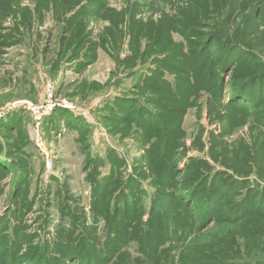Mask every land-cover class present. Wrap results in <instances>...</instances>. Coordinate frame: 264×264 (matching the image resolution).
<instances>
[{"label": "rangeland", "instance_id": "1", "mask_svg": "<svg viewBox=\"0 0 264 264\" xmlns=\"http://www.w3.org/2000/svg\"><path fill=\"white\" fill-rule=\"evenodd\" d=\"M0 264H264V0H0Z\"/></svg>", "mask_w": 264, "mask_h": 264}, {"label": "built area", "instance_id": "2", "mask_svg": "<svg viewBox=\"0 0 264 264\" xmlns=\"http://www.w3.org/2000/svg\"><path fill=\"white\" fill-rule=\"evenodd\" d=\"M31 107L35 108L33 105H31ZM43 107L49 108L50 106H48V104H45V105H43ZM35 109H44V108L40 107V108H35ZM50 110H51V107H50Z\"/></svg>", "mask_w": 264, "mask_h": 264}]
</instances>
